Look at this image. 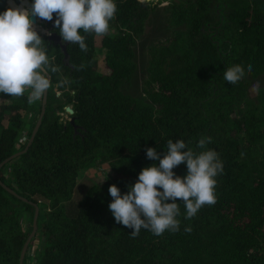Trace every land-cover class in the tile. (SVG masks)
Returning a JSON list of instances; mask_svg holds the SVG:
<instances>
[{"label": "trees", "instance_id": "1", "mask_svg": "<svg viewBox=\"0 0 264 264\" xmlns=\"http://www.w3.org/2000/svg\"><path fill=\"white\" fill-rule=\"evenodd\" d=\"M114 2L101 38V71L95 44L86 52L71 45L65 56L42 40L50 61L45 111L27 151L0 168V180L31 203L0 185V264H19L31 230L22 217L32 218L33 203L43 213L41 243L27 261L32 238L23 264H264V88L247 97L249 81L264 72V0H169L171 33L149 46L144 98L126 88L136 69L135 42L153 7ZM237 64L246 74L232 85L224 72ZM27 97L0 94V163L25 147L37 121L41 108L35 111ZM208 137L211 143L198 148ZM169 140L218 154L216 202L185 219L178 199V231L156 236L142 228L133 237L115 222L108 188L127 193L142 168L159 163L145 150L162 155ZM90 165L107 166L109 175L78 194L79 173ZM173 172L185 176L186 164Z\"/></svg>", "mask_w": 264, "mask_h": 264}, {"label": "clouds", "instance_id": "2", "mask_svg": "<svg viewBox=\"0 0 264 264\" xmlns=\"http://www.w3.org/2000/svg\"><path fill=\"white\" fill-rule=\"evenodd\" d=\"M139 2L150 4L154 0ZM116 10L114 0H32L28 8L9 7L0 12V94L19 97L27 90L28 103L32 104L50 87L49 79L42 74L50 61L30 15L53 21L55 14L54 27L62 42L78 44L86 52L85 37L80 31L97 36L107 34ZM51 71L57 69L52 67ZM251 71L252 66L248 65L247 72ZM245 74L243 66L233 65L224 72V80L234 85ZM253 91L258 93L259 86H254ZM207 143H211L210 137L200 139L197 147L203 149ZM185 149L183 140H169L162 155L155 148H147L146 157L159 161L158 165L142 168L136 182L128 185L123 195L115 185L109 186L112 201L108 208L116 223L132 229L133 237L142 228L156 236L166 230L178 231V199L184 204L185 219L193 218L205 205L215 204V177L223 170L218 154L210 149L199 153ZM182 163L186 164L187 174L175 176L173 169ZM184 230L190 232L191 228Z\"/></svg>", "mask_w": 264, "mask_h": 264}, {"label": "rangeland", "instance_id": "3", "mask_svg": "<svg viewBox=\"0 0 264 264\" xmlns=\"http://www.w3.org/2000/svg\"><path fill=\"white\" fill-rule=\"evenodd\" d=\"M169 0H158V4L156 7H153L151 13L147 17L143 32L140 36L137 37L135 46H134V53H135V64L136 69L134 71L133 77L131 79L130 84L127 86L126 91L130 93L134 97L144 98L143 96V82L146 77V68L149 60V46L155 40H166V38L171 33V26L167 22V6ZM220 9H222L220 7ZM109 32V31H108ZM107 32V33H108ZM95 47L97 50V69H103V50L101 48V41L99 36L95 38ZM44 74V73H42ZM259 86L260 88H264V72L256 78H253L249 81L247 87V97L250 99H255L257 93L253 91L254 86ZM25 93L28 94L26 90ZM42 99V97H41ZM41 99L39 101L34 102L35 111L39 109L41 106ZM64 118H67L65 113H61ZM29 129L30 126L26 128L20 135L19 144L24 143V141L29 136ZM103 170H99V168L95 165H90L84 169H82L79 173V177L77 179V193L86 190L91 184H99L103 182L104 179L107 178L109 175V169L107 166H101ZM6 172V169H4ZM73 200L70 202L68 206L65 207L66 210L71 211L75 209V206H71L75 203L77 194L75 193L72 197ZM39 218H43V213L39 210ZM22 223L25 229H31L32 226V218L29 217L27 213L24 214L22 217ZM31 231V230H30ZM41 243V235L40 232L37 231L36 235L34 236L33 245L30 247L29 252L27 253L28 260H30L32 251L37 248Z\"/></svg>", "mask_w": 264, "mask_h": 264}, {"label": "flooded vegetation", "instance_id": "4", "mask_svg": "<svg viewBox=\"0 0 264 264\" xmlns=\"http://www.w3.org/2000/svg\"><path fill=\"white\" fill-rule=\"evenodd\" d=\"M139 4V0H136ZM32 0H0V12L5 11L7 8L11 7V3L16 6H20L21 8H28L31 4ZM158 4V0H154L153 3L145 4L150 5L152 7H156ZM142 5L138 8L140 11ZM36 22L32 23L34 30L41 36L42 40L45 42L46 46H52L59 50V53L64 54L66 56L67 49L71 45H78V44H71L67 42H62V38L59 35V30L54 27V20L56 19L55 14L53 15V21H46L35 17ZM50 33V34H49ZM80 34L85 37V44L86 45H93L95 44L96 34L94 33H84L83 30L80 31ZM102 36H99L101 41Z\"/></svg>", "mask_w": 264, "mask_h": 264}, {"label": "water", "instance_id": "5", "mask_svg": "<svg viewBox=\"0 0 264 264\" xmlns=\"http://www.w3.org/2000/svg\"><path fill=\"white\" fill-rule=\"evenodd\" d=\"M30 19L32 21V23H35L36 22V19L34 16H31L30 15ZM46 75V78L49 79L50 81V76L48 75V73L45 71L44 73ZM47 92H48V89L45 91V93L42 95V99H41V110H40V113H39V116L37 118V121L31 131V134L28 138V141L25 145V147L21 150V151H18L12 155H10L8 158H6L4 161H2L0 163V168L3 167L6 163H8L9 161L15 159L17 156H19L20 154L24 153L27 151L28 147L31 145L32 141H33V138H34V135L35 133L37 132L38 130V127L41 123V120H42V116L44 114V111H45V105H46V102H47ZM65 111L69 114H72L73 113V110L70 106H65ZM72 121V120H71ZM0 185L5 189V191H7L9 194L13 195V196H16L17 198L21 199L22 201L24 202H29L26 198H23L21 197L20 195H18L14 190H12L11 188H9L5 183H3L1 180H0ZM31 203V202H29ZM34 205V213H33V216H32V228H31V231L29 233V235L27 236L25 242L23 243L22 245V248H21V251H20V255H19V264H23V260H24V257H25V254H26V251H27V248L29 246V243L30 241L32 240V238L36 235L37 233V220H38V217H39V207L37 206V204L33 203Z\"/></svg>", "mask_w": 264, "mask_h": 264}, {"label": "built area", "instance_id": "6", "mask_svg": "<svg viewBox=\"0 0 264 264\" xmlns=\"http://www.w3.org/2000/svg\"><path fill=\"white\" fill-rule=\"evenodd\" d=\"M99 170H103V168H102V167H100V168H99Z\"/></svg>", "mask_w": 264, "mask_h": 264}, {"label": "bare ground", "instance_id": "7", "mask_svg": "<svg viewBox=\"0 0 264 264\" xmlns=\"http://www.w3.org/2000/svg\"><path fill=\"white\" fill-rule=\"evenodd\" d=\"M15 7H16V8H19L20 6H16V5H15Z\"/></svg>", "mask_w": 264, "mask_h": 264}, {"label": "crops", "instance_id": "8", "mask_svg": "<svg viewBox=\"0 0 264 264\" xmlns=\"http://www.w3.org/2000/svg\"><path fill=\"white\" fill-rule=\"evenodd\" d=\"M13 6V3H11V7ZM20 8V7H19Z\"/></svg>", "mask_w": 264, "mask_h": 264}]
</instances>
